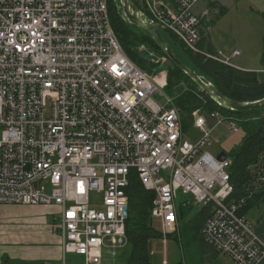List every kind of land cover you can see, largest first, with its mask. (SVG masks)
Wrapping results in <instances>:
<instances>
[{"label":"built area","instance_id":"obj_1","mask_svg":"<svg viewBox=\"0 0 264 264\" xmlns=\"http://www.w3.org/2000/svg\"><path fill=\"white\" fill-rule=\"evenodd\" d=\"M201 1L208 0L137 3L196 52L201 18L194 7ZM205 55L227 63L220 52ZM153 78L122 48L107 0H0V203L58 207L55 227L67 249L58 262L42 264H99L103 249L125 246L126 189L134 176L154 194L151 218L163 235L174 231L181 193L215 204L201 228L214 250L233 264L264 258L252 222L238 213L244 200L225 202L234 188L230 160L208 151L224 120L230 131L239 121L213 110L208 127L196 109L199 136L188 140L174 98L163 96Z\"/></svg>","mask_w":264,"mask_h":264},{"label":"trees","instance_id":"obj_2","mask_svg":"<svg viewBox=\"0 0 264 264\" xmlns=\"http://www.w3.org/2000/svg\"><path fill=\"white\" fill-rule=\"evenodd\" d=\"M133 1L139 8L137 0ZM107 7L112 29L131 60L137 64L145 61L140 56L141 52L136 50L138 45H145L148 50L157 55H164L146 32L126 21L117 0H107ZM224 12L225 8L221 7L217 16ZM166 33L167 37L162 32L164 39L168 43V40L176 41L188 61H184L182 59L184 57L181 56V58L180 54L174 50L181 62L202 79H207L224 97L239 103L264 99V72L242 71L207 57L199 43H197L196 52L190 51L174 34L169 31ZM208 54L212 55L213 52L209 51ZM261 64L264 68V51ZM167 70V82L164 88L178 81H186L189 86V90L173 97L174 104L180 112L181 129L184 136L193 130L191 113L196 109H202V112L206 114L219 110L223 114L233 115L239 121L238 125L244 132L242 140L226 152L230 158L227 170L234 186L228 201L236 202L243 199V205L239 207L238 213L245 215L249 208L255 206L264 196V105L245 111H231L218 105L171 61ZM126 192L128 217L125 230L128 246L131 248L128 264H154L150 258V241L162 237L151 218V203L154 194L145 190L135 176L130 180ZM214 209L215 204L211 201L205 204H195L189 195L179 193L176 199L175 214L178 223L189 225L187 228L190 232L189 239L200 238L207 244L201 234V228ZM0 264H11V261L4 258Z\"/></svg>","mask_w":264,"mask_h":264},{"label":"crops","instance_id":"obj_3","mask_svg":"<svg viewBox=\"0 0 264 264\" xmlns=\"http://www.w3.org/2000/svg\"><path fill=\"white\" fill-rule=\"evenodd\" d=\"M240 1L242 7L239 6ZM227 6L230 8H226L225 14L218 19L219 9ZM194 11L201 18L199 46L205 52L215 53L221 52L214 41L216 35L214 30L220 20L227 14H233L235 23L240 19L236 25L231 26L230 29L234 31L239 25L248 23L250 13L260 14L264 20V0L201 1L195 5ZM220 33L225 32L221 30ZM243 48L247 51L245 57L235 50L238 54H234L233 51L226 61L234 56L239 57L235 61L229 60L228 64H223L242 71L264 72L263 66H258L262 49L257 46V42L254 41L252 45L243 44ZM159 75L166 84V76ZM262 198V202L249 208L244 216L252 222L254 233L264 243V196ZM58 211L56 206L0 205V263L4 258L9 259L11 264L58 262L61 258L60 239L55 227L59 218ZM188 227L187 223L177 222L174 231L163 235L157 226L156 229L162 237L150 241L151 261L154 264H233L227 256L205 244L202 239H189ZM130 251L128 243L124 247H107L101 252L99 264H128ZM258 264H264V258Z\"/></svg>","mask_w":264,"mask_h":264},{"label":"rangeland","instance_id":"obj_4","mask_svg":"<svg viewBox=\"0 0 264 264\" xmlns=\"http://www.w3.org/2000/svg\"><path fill=\"white\" fill-rule=\"evenodd\" d=\"M239 6H241V7L243 6L241 1L239 3ZM222 8H225V10H226V8H230V6L222 7ZM217 13H218V11H217ZM224 14L218 16V19H220ZM234 19L235 18L233 16V14H227L225 17H223L220 20V22L217 24V26L214 30V32L216 34L214 41L218 44L217 47L222 52L221 58L226 60L227 58H229V55L231 53H233V51H235V50H238L242 54V57H245V55L247 54V51L243 48V44L252 45L254 43V41H256L257 46H260V48L262 49L260 58L258 59V66H262L261 57H262V53L264 51V48H263L264 47V39L262 37V36H264V31H262L263 21H264L263 17L257 13H250V18L248 19V23L239 25L236 28V31H234L233 29H230V28H231V26L236 25L240 19H237L236 23L234 22ZM159 30L161 31V34L163 32V34L167 37V33H166L167 31H162V29H159ZM221 30H224L225 33L224 34L220 33ZM168 41L171 44L173 50H175L177 54L179 53L180 57L181 56L184 57V58L181 57L184 61L188 62L186 57L182 53L179 44L173 40H171V41L168 40ZM140 47H142V45H138L136 47V50L139 51ZM143 47H144V51L147 54L153 53L155 55V57L162 56V55L155 54L151 50H148V48L145 45H143ZM238 57L234 56V58L229 59V60L235 61V59ZM137 65L140 66L141 68L145 69L146 71H149V72L151 71L154 74H157V75L163 74V76H166V78H167V75H168L167 68L170 65V61L168 59V61L164 65L163 64L161 65L159 63L152 64L149 59H145V61H143ZM166 78H165V80H166ZM200 78L202 79L201 76H200ZM202 80L206 84L209 83L207 81V79L206 80L202 79ZM165 85H164V87H165ZM187 90H189L188 83L186 81H178V82L174 83L172 86L164 88L162 91H163V95H165V96L177 97L178 95H181L183 92H185ZM243 111H245V110H243ZM204 118L206 120L207 126L211 127L213 125V121L208 117V115L206 113H204ZM228 127H229V122L227 120H224L223 123L217 129L214 130L213 137L211 138V144L209 146V151L212 154L216 155L218 152H221V151L228 152L231 148H233L234 146L238 145L241 142L242 137L244 135V132L239 127V125L236 124V130L235 131H230ZM198 136H199V132H197L195 130L194 131L191 130L188 134L185 135V138L190 140L189 138L195 139ZM100 199H101V196L99 194L93 193L91 195V201L92 202L97 203L100 201ZM0 205L4 206V205H11V204H0ZM152 221H153V225L155 227L159 226L155 219H152Z\"/></svg>","mask_w":264,"mask_h":264},{"label":"water","instance_id":"obj_5","mask_svg":"<svg viewBox=\"0 0 264 264\" xmlns=\"http://www.w3.org/2000/svg\"><path fill=\"white\" fill-rule=\"evenodd\" d=\"M121 8H122L124 17L128 23L146 32L154 40V42L161 49L164 55L174 65H176L178 68L183 70L184 73L188 75L190 79L193 80L202 91H204L214 100L219 101L223 107L231 111H243V110H250V109L258 108L259 106L264 105V99H261L255 102L239 103V102L232 101L224 97L212 84L210 83L206 84L200 78V76L197 75L196 72H194L192 69L185 66L181 62L180 58L174 52L172 46L162 36L161 31L159 30L158 26L140 13L138 7L136 6L133 0H122ZM140 56L143 59H147L146 52H141ZM225 157H226V153L222 151L217 156V159L223 160ZM262 200L263 198L260 199L257 205H259V203H261Z\"/></svg>","mask_w":264,"mask_h":264},{"label":"bare ground","instance_id":"obj_6","mask_svg":"<svg viewBox=\"0 0 264 264\" xmlns=\"http://www.w3.org/2000/svg\"><path fill=\"white\" fill-rule=\"evenodd\" d=\"M118 1V5H119V7H120V9L122 10V8H121V6H122V0H117ZM123 16H124V14H123ZM205 53H208V52H205ZM161 57H163V55L162 56H159V57H149V58H147V59H149L150 60V62L153 64L154 63V61H153V58H156V59H160ZM219 58L220 59H222L221 58V52H220V56H219ZM222 60H224V59H222ZM221 63H223V62H221ZM226 64H228V61H227V63ZM138 66V65H137ZM139 67V69L141 70V71H143V72H148V73H150V74H152L153 76H155L156 78H153V84L156 86V87H158V89L160 90V92H161V94L163 95V87H164V85H165V82L160 78V75H157V74H154V73H152V72H149V71H146L145 69H143V68H141L140 66H138ZM180 69V68H179ZM181 70V69H180ZM183 71V70H182ZM184 72V71H183ZM162 83L163 85H161L160 83ZM163 96H165V95H163ZM165 97H168V98H171L170 96H165ZM182 130V129H181ZM208 151H209V148H208ZM210 152V151H209ZM222 152V151H221ZM224 152V151H223ZM211 153V152H210ZM219 153L220 152H218L216 155H214V154H212L213 156H215V158L217 159V156L219 155ZM226 153V152H225ZM224 159H228V160H230V158L228 157V155H227V153H226V157L224 158ZM223 159V160H224ZM218 160V159H217ZM220 161H222V160H220ZM230 165V164H229ZM228 169V168H227ZM228 171V170H227ZM229 173V172H228ZM230 175V174H229ZM232 194V193H231ZM230 194V195H231ZM230 195L225 199V202L226 203H238L240 200H243V199H240V200H238V201H231V202H229L228 201V199L230 198ZM177 199V198H176ZM127 200H128V197H127ZM1 204V203H0ZM196 204V203H195ZM243 205V204H242ZM241 205V206H242ZM175 210H176V200H175ZM244 216V215H243ZM245 217V216H244ZM246 218V217H245ZM158 223V222H157ZM56 231V230H55ZM125 232H126V230H125ZM56 233H57V235L59 236V239H60V246H61V250H66L67 249V247H66V243L64 242V240H63V238L61 237V235L60 234H58V232L56 231ZM126 237H127V235H126ZM127 243H128V240H127ZM124 247V246H123ZM68 256H71V254H70V252H67L66 253Z\"/></svg>","mask_w":264,"mask_h":264},{"label":"snow or ice","instance_id":"obj_7","mask_svg":"<svg viewBox=\"0 0 264 264\" xmlns=\"http://www.w3.org/2000/svg\"><path fill=\"white\" fill-rule=\"evenodd\" d=\"M71 215V214H70Z\"/></svg>","mask_w":264,"mask_h":264}]
</instances>
